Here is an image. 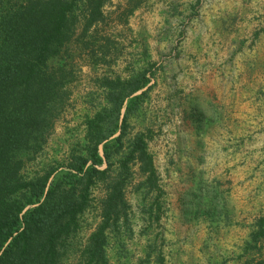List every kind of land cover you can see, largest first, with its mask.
<instances>
[{
  "label": "rangeland",
  "instance_id": "374dc122",
  "mask_svg": "<svg viewBox=\"0 0 264 264\" xmlns=\"http://www.w3.org/2000/svg\"><path fill=\"white\" fill-rule=\"evenodd\" d=\"M102 11L90 47L76 40L69 98L25 172L65 164L106 106V81L149 70L129 98L146 92L127 138L146 135L158 189L137 192L144 178L131 167L129 225L108 234L109 262L239 264L264 218V0H108ZM104 194L93 188L63 264L99 224ZM154 203L158 221L147 214Z\"/></svg>",
  "mask_w": 264,
  "mask_h": 264
},
{
  "label": "trees",
  "instance_id": "16d2710c",
  "mask_svg": "<svg viewBox=\"0 0 264 264\" xmlns=\"http://www.w3.org/2000/svg\"><path fill=\"white\" fill-rule=\"evenodd\" d=\"M107 1L0 0V264H63L99 184L105 193L100 221L75 264H110L108 234L129 225L131 167L144 178L137 192L158 189L146 135L127 138L129 114L146 92L129 98L147 86L149 70L106 81V106L86 121L85 144L72 149L65 164L25 172L69 98L73 52L83 51L76 40L90 47L85 36L103 21ZM159 209L154 203L148 216L158 221ZM250 239L239 264H264V218Z\"/></svg>",
  "mask_w": 264,
  "mask_h": 264
}]
</instances>
